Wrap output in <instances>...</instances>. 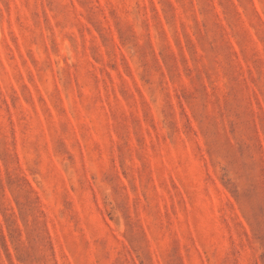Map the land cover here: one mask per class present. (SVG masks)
<instances>
[{"label":"rangeland","instance_id":"obj_1","mask_svg":"<svg viewBox=\"0 0 264 264\" xmlns=\"http://www.w3.org/2000/svg\"><path fill=\"white\" fill-rule=\"evenodd\" d=\"M0 264H264V0H0Z\"/></svg>","mask_w":264,"mask_h":264}]
</instances>
